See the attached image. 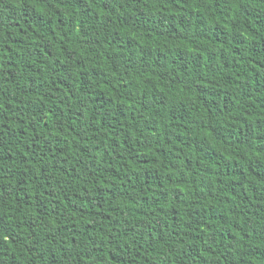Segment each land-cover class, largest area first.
<instances>
[{
    "label": "trees",
    "instance_id": "obj_1",
    "mask_svg": "<svg viewBox=\"0 0 264 264\" xmlns=\"http://www.w3.org/2000/svg\"><path fill=\"white\" fill-rule=\"evenodd\" d=\"M0 264H264V0H0Z\"/></svg>",
    "mask_w": 264,
    "mask_h": 264
}]
</instances>
